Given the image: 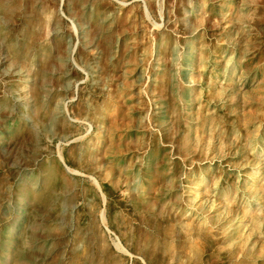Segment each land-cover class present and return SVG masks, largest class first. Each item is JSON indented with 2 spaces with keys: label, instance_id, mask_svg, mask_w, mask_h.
Listing matches in <instances>:
<instances>
[{
  "label": "rangeland",
  "instance_id": "374dc122",
  "mask_svg": "<svg viewBox=\"0 0 264 264\" xmlns=\"http://www.w3.org/2000/svg\"><path fill=\"white\" fill-rule=\"evenodd\" d=\"M2 1L0 264H264V0Z\"/></svg>",
  "mask_w": 264,
  "mask_h": 264
},
{
  "label": "bare ground",
  "instance_id": "6f19581e",
  "mask_svg": "<svg viewBox=\"0 0 264 264\" xmlns=\"http://www.w3.org/2000/svg\"><path fill=\"white\" fill-rule=\"evenodd\" d=\"M2 1V0H1ZM0 1V8L1 7H3V1L1 2ZM190 4H191V6L193 5V1L191 0L190 1ZM61 10V9H60ZM61 13L62 14H64V12L63 11H61ZM188 14H189V10H186L184 13H183V15L180 17V20L182 19V22H184L185 24H188ZM175 17V16H174ZM243 21V20H242ZM247 24H248V28H249V31H247L248 33V39H249V37H250V34H251V32L254 30V26H255V24L253 23V20H248V21H245ZM244 22V23H245ZM55 27V26H54ZM184 28V27H183ZM185 43V42H184ZM250 45V44H249ZM248 44H247V46H249ZM180 50V49H179ZM70 57H69V59L72 61V54H73V48H72V45H71V49H70ZM179 52V51H178ZM182 54V53H181ZM193 55V53H192V51L190 52V56L191 57H193L192 56ZM22 57V54L21 55H19V57H18V61H19V58L21 59V57ZM195 57V56H194ZM35 58V57H34ZM44 60V59H43ZM69 60V61H70ZM194 60V59H193ZM13 61V60H12ZM17 61V62H18ZM18 64V63H17ZM177 65V64H176ZM190 65V68H187V69H189L188 70V72H187V78L188 79H185V82L184 83H186V84H188L189 86H194L195 84H196V79H195V76H194V73H192V70L194 71L195 70V64L194 63H192V64H189ZM44 66H45V64H42V67H40L41 69L39 70V72H40V74H41V78H40V80L37 82V83H40V84H42V83H44L45 82V80H46V76L44 75V73L42 72L43 71V68H44ZM31 71H32V69L31 68H28V69H19L18 70V72H15L14 71V74H16V76H18V77H20L21 79H22V81H23V86H27L28 87V83H30V79H29V77H31ZM7 73H9L8 72V70L6 71ZM12 73H13V71H12ZM0 75L2 76V74L0 73ZM235 77H236V79L238 80V81H240L241 83H243V81H244V79L246 78V74L241 70V68H240V66H239V64H238V62L235 64ZM59 78V77H58ZM191 79V80H190ZM31 80H33V79H31ZM181 81H184V80H181ZM178 83V82H177ZM182 83V82H181ZM11 88H15L13 85H12V87ZM24 89V88H23ZM28 92H27V94H32V92L34 91V86H33V84L32 85H30L29 87H28ZM186 93H187V95H186V101H188L189 100V96H190V92L187 90L186 91ZM29 99H30V97H27V96H24V99H23V105L25 106V107H29ZM236 99V98H235ZM1 102V101H0ZM44 105V104H43ZM47 105V104H46ZM48 106V105H47ZM43 107V106H42ZM43 109H45V108H43ZM48 111V110H47ZM55 111V110H54ZM44 112H45V110H44ZM62 112V111H61ZM173 113V112H172ZM45 115L47 114L46 112L44 113ZM174 114V113H173ZM47 116V115H46ZM52 118V117H51ZM50 119V118H49ZM52 119H54V118H52ZM47 120V119H46ZM48 121V120H47ZM80 123V122H79ZM171 124V123H170ZM47 139H48V137H47ZM54 165H55V163H54ZM58 165V164H57ZM47 166V165H46ZM55 167V166H54ZM52 168V167H51ZM57 168V167H56ZM63 168V167H62ZM49 169V168H48ZM58 170V169H57ZM65 170V169H64ZM49 171V170H48ZM47 171V172H48ZM48 173H50V172H48ZM48 173H46L45 175H48ZM43 174H44V172H43ZM35 175V174H34ZM50 175H51V173H50ZM57 175V174H56ZM37 176V175H36ZM40 176V175H39ZM52 176V175H51ZM47 179V178H46ZM59 179H60V176H59ZM65 179V178H64ZM44 180V179H43ZM46 181V180H45ZM45 181H43V182H45ZM47 182V181H46ZM48 182H50V179H49V181ZM62 182H63V179H62ZM33 183V182H32ZM40 183V182H39ZM49 184V183H48ZM43 185V184H42ZM45 185V184H44ZM66 186V185H65ZM44 188H45V186H43ZM49 187V186H48ZM48 187H46V188H48ZM45 188V189H46ZM67 188V187H66ZM45 191V190H44ZM41 192V191H40ZM23 193V192H22ZM39 193V192H38ZM42 193H43V189H42ZM40 195V194H39ZM45 195V194H44ZM23 196V195H22ZM38 196V195H37ZM36 196V197H37ZM42 196V195H41ZM39 199V198H38ZM40 200V199H39ZM31 236V235H30ZM32 237V236H31ZM31 237H30V239H31ZM33 241V240H32ZM31 242V241H30ZM33 244V243H32ZM28 250V249H27ZM31 250V249H30Z\"/></svg>",
  "mask_w": 264,
  "mask_h": 264
}]
</instances>
